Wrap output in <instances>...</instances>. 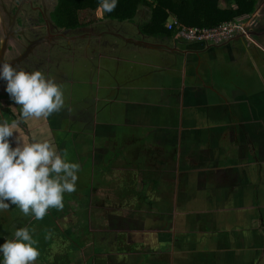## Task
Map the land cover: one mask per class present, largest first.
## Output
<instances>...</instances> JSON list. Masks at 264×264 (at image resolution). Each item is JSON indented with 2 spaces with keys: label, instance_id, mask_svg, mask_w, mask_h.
<instances>
[{
  "label": "flooded vegetation",
  "instance_id": "obj_1",
  "mask_svg": "<svg viewBox=\"0 0 264 264\" xmlns=\"http://www.w3.org/2000/svg\"><path fill=\"white\" fill-rule=\"evenodd\" d=\"M58 3L59 0H0V62L10 63L18 69L29 72L41 71L46 78L52 79L54 83L61 86L64 98V104L59 110L52 112L47 117L22 119L16 131L25 142L47 140L53 145L68 144L70 148L67 153L62 151L61 154H70L72 151L75 153L76 159L69 161L79 164V173L81 169L86 168L93 172V168L87 166L88 164L98 162L100 167L93 173L94 181L92 183L80 182L79 176L75 190L63 194V208H49L46 215L40 220L31 215H25L18 207L10 205L8 210L13 213V219L10 217L7 222L0 217V244L4 243L5 239L11 238V233L17 228L26 226L32 231L34 239L37 240L36 247L39 250V256L34 264H130V260L131 264H141L146 263L149 259L153 260V264H225V253L222 255L225 249L227 250L226 257H230V264H264V145L260 150H256L260 141L264 144V136L259 134V131L264 132V91L256 92L262 85L264 88V9L259 11L257 16H251L246 21L245 26L249 37L237 36L232 39L229 46H226L227 44L216 46L209 43H188L178 37L171 36L162 37L167 45L163 46L161 51L157 47L143 50L147 53L155 50L158 54L170 55L167 56V59L170 61L172 58V62H167L165 58L159 56L160 61L157 62L160 66H164L163 69H173L179 61L182 63V67L179 69H184L185 76L183 77L180 75L178 77L169 76L170 72L162 71L166 80L161 85L166 88L171 86L172 90H168V94L172 93L176 96L172 97L171 105L166 109L167 112L175 113L176 111L178 114L177 105L180 104L184 108L193 103V101L187 100L186 89L183 91L184 103L181 101L182 99L178 100L175 86L181 84L187 88L189 82L197 81V75L192 72V69H198L196 68V59L203 56H206V62L203 60L206 64L203 67L200 65L201 69L207 70V80L209 78V81L218 87L221 84L228 87L227 83H230L228 85L232 91L236 92L237 97L235 104L218 99L215 102H223L220 106H188L196 113L200 112L206 122L200 121L201 115L198 114L196 115L198 117H188L187 121H184L186 118L183 119L182 115L181 117L173 116V121L168 117L162 121H150L151 124L156 125L155 134H151L152 138L156 137L157 133L166 130L163 137H170L169 139L172 141L170 144H163V147H167L163 151V155L169 154L173 149L179 153L176 148L177 144L183 147V150L180 151V164L177 161V154L173 155L171 161L165 163L166 173L164 174L162 171L160 179H157L159 182H155V186L153 185L152 188L154 191H158L159 184L166 181L173 183L175 172L171 173L170 167L175 169L176 173L183 170L178 174L179 185L176 189L172 188L173 183L171 190L168 189V193L161 194L160 203L165 200L163 203L165 208L171 209L175 204L174 215L168 214L169 216L161 222L156 218L160 216L161 219L162 214L153 213L154 215L150 218L145 216L143 210L150 207V203H145L148 198L147 191L140 189V183L139 187H136L133 186L132 181L128 182L127 180L131 173L133 174V171L137 169H130L129 172L126 163L121 164L120 162L135 150V147L128 144L132 138L119 140L123 149L117 152L118 149L114 148L113 154L107 152L106 157L110 158L106 164L102 163L99 157L96 158L93 155L94 152H91L92 149L101 151L96 141L95 143L98 145L96 148L90 145L89 140H86L87 144H81L79 141L83 137L82 133L76 136V140L69 137L72 139L70 143L66 141L65 135L71 136L73 129L78 130V125L84 122L95 123L102 113L101 110L105 105H108L104 98H99L100 94L98 91L96 92L94 81L99 80V69H102L104 74V71L107 69L108 72L113 65L105 59L113 56V52H109V50H121L122 54L115 52V58L122 56L125 58L126 54L124 53L127 52L125 49L132 46L115 35H103L102 38L97 34H66L64 30L67 28L60 26L54 17ZM140 19L141 15L137 17L138 27L135 25L134 29L127 31L135 39L150 41L139 33V30L142 32L141 27L143 26ZM101 38L107 40L108 45L114 44L113 46L109 45L111 49H100ZM117 44L121 49L115 46ZM151 46L155 45L151 44ZM102 55L106 57L101 58ZM191 55L193 57H190ZM222 63H227L229 67L221 69L217 66ZM232 65L234 68L227 71L232 68ZM122 68L123 63L119 62L117 69ZM107 72L103 75V79L107 81L104 84L112 85L117 81L123 82L128 79L127 76L120 79L116 73L109 74ZM226 74L232 75V80H228L229 82L225 78ZM108 75L112 76L111 80L114 82H108L109 78L106 77ZM135 83L134 81L132 84ZM251 88H254L255 91L252 92ZM4 89L5 82L0 81V119L9 121L20 119V106L10 100ZM73 89L75 94L71 95L70 91ZM93 89L96 94L92 92ZM152 93L155 96L153 90ZM202 102L203 100L200 101V103ZM113 103H109L111 107ZM214 107L217 108L216 113L228 110L227 119L229 122L243 121L240 127H235V130L240 129L241 132L236 130V136L228 144L223 140V138L228 139L224 137L225 130L221 127L210 126L212 120L220 119L223 115L213 116V119L209 120L207 113H204L206 110L211 112ZM108 111L113 112L112 109ZM162 111L166 112L164 109ZM135 117H137L136 121L143 122L138 119H143L142 113L136 114ZM180 119L183 122V128L189 124L193 126L191 128L194 126L196 128L191 129L189 133L188 131L180 132L179 138L184 140H179L175 134ZM68 121H72L77 126L71 124L69 127ZM60 123L62 124L60 125ZM37 125L39 126L37 127ZM34 127H36L35 129L48 130L47 136L41 133L35 135L32 129ZM228 128H234V126L227 125ZM97 130L102 131L100 126L97 127ZM211 131L214 133L212 135H217L216 141L220 142V145L214 141V138L213 146L203 148L201 154H197L194 150V156L191 155L194 160L192 159V163H189L186 159V156L190 155L189 149L193 146L195 148V142L200 136L206 138ZM18 133H14L13 137ZM98 136L97 133L96 138ZM13 137L9 139L12 146H15ZM147 137L143 136L137 140L134 138L133 141L135 144L149 145L150 136ZM57 138H60L61 141ZM110 140L112 142L108 141L109 143H114L112 137ZM251 143H254V151L250 149ZM145 144L144 150L148 149ZM230 145L242 153V156H245L246 164H250L249 162L252 165L255 164V192H259V201L253 195L251 185L246 184L250 179L249 176L253 173V167L247 166L252 171L248 173L249 170H246V174L244 170H239L235 164L238 163L241 156L237 154L238 152L233 153ZM151 147L159 149L157 144ZM107 149L109 150V148ZM214 153L219 157V160L209 159ZM82 155L85 162L82 160ZM199 159L201 163L198 162ZM118 164L128 168L127 172L121 176L116 173V169L119 168ZM81 166L85 168H80ZM245 175L247 179H243ZM116 176L119 177V189H116L114 185L112 187V183L117 181ZM157 185H159L158 189L155 188ZM214 186L223 188L217 190V193L214 194L215 197L212 198L211 187ZM110 190L112 193L115 191L118 197L111 199ZM128 197L129 200H125ZM116 198H118V202L115 201ZM172 198H174V202H170ZM127 203L132 204L131 207H133L128 218L125 214L128 212L125 209ZM241 204L248 208L246 212L238 213L237 218L225 219L226 221L223 220L224 217L221 218L222 209L238 208ZM152 205L154 206V203ZM215 205L216 211L211 212L210 206L214 207ZM128 207L131 208L129 205ZM198 208L206 210L205 216L199 218ZM1 213L4 211L0 210V216ZM254 218L255 220H253ZM251 219L255 221L253 223L255 224V233L249 226ZM31 225H33L32 228H35L32 229ZM117 227L118 230L115 232ZM159 227L164 231H157ZM254 238L255 250L251 244ZM53 243L56 249L51 250L50 247ZM238 246H240L239 249L236 248ZM222 249L224 251H221ZM123 256L125 258H122Z\"/></svg>",
  "mask_w": 264,
  "mask_h": 264
},
{
  "label": "rangeland",
  "instance_id": "obj_2",
  "mask_svg": "<svg viewBox=\"0 0 264 264\" xmlns=\"http://www.w3.org/2000/svg\"><path fill=\"white\" fill-rule=\"evenodd\" d=\"M149 1H154V0H149ZM257 8H258L257 11H262L264 9V0H259V4H258ZM138 10H139V14L141 15V19H140L141 20V25H144L149 20L150 9L147 8V7L142 6ZM172 16L173 15H169V17L167 18V21L170 20L172 18ZM251 16L252 15H244V16H240V17L244 18V20L246 22ZM97 17H100V12L99 11H97ZM134 19H135V22L137 24V17H135ZM133 23L134 22H127V23H125V26L128 27L129 29H134L133 26H135L136 24H133ZM99 29L101 31L105 30V28H102V27L99 28ZM141 30H142V27H141ZM142 32H143V34L145 33L144 31H142ZM145 35H146V33H145ZM173 36H174V34H173ZM102 38L100 39V41L97 40V41L100 42V49H103V50H105V48H110L111 49L110 46H113L114 44L111 43V44H109L110 45L109 46L108 45V41L104 40ZM255 43L257 44V42H255ZM130 45L132 46V44H130ZM115 46L117 48L121 49V47L118 44L115 45ZM129 49H133V48L132 47L126 48L125 49V51H127L126 52V57L125 58H121V60H118V59L115 58V52L122 54L121 50H116V51L109 50V52H113V56L112 57H107V58L104 57V58L106 59V61H109L108 63H112L113 64L112 67L109 66L110 67V72L113 73V72L118 71L117 70V66H118L119 62H122L123 63V68L122 69H132L131 71L128 70L127 72L123 71L124 74L127 75V77H128L129 74H132V72L138 71V70H140V71L142 70L141 74L140 73L138 74V72H137V74H135L133 76L132 75L129 76L128 79H126L123 82H120V81L118 82L117 81V83H119V84H126V85L130 84V85H128L129 89L124 88L123 90L120 91L119 98L116 100V102L113 103L114 106L112 105V107H111V105L109 103H112L111 100H113V98L115 97V95H114L115 91L111 90L112 86H111L110 89L102 87V85L97 82L98 79H96V81H94V83H95L96 92L98 91L99 94H100L99 98L100 99H103V98L108 99V97H113L109 101H106V103L108 102V105H105L103 110H101L102 113H101L100 117H98L99 122L107 123V125L106 126H100V128L102 127V132H99L97 130L98 125L96 123H91V122L86 123V122H84L83 124L78 125V127H77L78 130H75V129L72 130L70 138L76 140V136H79V133H82L83 137L79 141L81 144H87L86 140H89V143H90V145L93 148H96L99 145V150H101V151H98L97 149H94V151H93V149H92L91 152H94L93 155L96 158L99 157V159H101V162L104 163V164H106L108 159L110 158L109 156L106 157L107 152L113 154L114 148L118 149L117 152H119L120 150L123 149V148H121L119 140L123 141V138H128V137L132 138V141H130L128 144L131 147H135V150L131 151L130 154L128 156H126L124 158V160H120V162H121V164H125L126 163V165L129 168V172H130V169H137L136 171L135 170L133 171V174L131 173L130 177H128L127 180H128V182L132 181L135 184V185L133 184V186H136V187H139V183H140V189L142 191L144 189L147 191L146 193L148 194V198L145 201V203L146 202L150 203V205H149L150 207H148V209L143 210V212H145V216L150 218V217H152L154 215L153 213L158 214V215L162 214V218L161 219H160V216H158L156 218L157 220H160L162 222L164 219H166L169 216L168 214L172 213V215H174V213H175V211H174L175 210V204H173V208H171V209L170 208H168V209L165 208V204H163V203H165V200H163L164 201L163 203H160L161 202L160 201L161 200L160 197L162 196L161 194H165L164 192L168 193V189L171 190V186H173V183H174V186L172 188L174 190L176 189L177 185H179L178 174H179V172H183V170L181 169V170H179V172L176 173L175 169L173 170L172 167H170L169 171L171 173L175 172L173 183L170 180L171 183L166 181V182H163L162 184H159L160 188L158 187L159 185H157L155 188L158 187L159 188L158 191H154L152 188H153V185L155 186V182L156 183L159 182L157 179H160L159 176L162 174V171H164L163 172L164 174L166 173V169H164L165 168V163L167 161L170 162L173 155L177 154L176 155L177 161L180 164V160H179L180 157H181V152L180 151L183 150V147H180V145L177 144L176 148L179 151V153H177L175 151V149H173L172 151L169 152V154L163 155V151L167 148V147H163L164 146L163 144L172 143L171 139H169L170 137H167V136L163 137L164 134H166V130H164L163 132L157 133V136L152 138V140L149 139V141H148L149 145H147L145 143H143L142 145L141 144H135L133 139L135 138L137 140V138H141L143 136L147 137L148 134H153V133L155 134L154 130L156 128V125L151 124L150 121L148 122L146 117H148L149 119H152V115L151 114L153 112H161L162 111L161 108H155V107H152L150 105L146 106L145 103H140V102H143V101L145 102L144 95L148 96V94L149 95L152 94V90L149 89V86H151V84H150L151 82L150 81L152 79L150 78L149 81L143 82L144 78L142 77V75L146 74L148 72V70L153 71V70H156V69H163L164 68V66H160V64L152 63L150 61L151 59H153V61H160L159 56L165 58V60L167 62H170V61L172 62L173 59L171 58V60L169 61L167 59V56H170V55H168L166 53H164L166 56L163 55V53L158 54V52H156L155 50L151 51V53H153V54L147 53V52L143 51L144 48L142 50H141V48H138L137 50L139 52L138 51L137 52L133 51L131 54H129V52H128ZM179 58H181V57H179ZM217 66L221 67V69H223V68L225 69L226 67H229V65L227 63L218 64ZM181 67H182V63H181V61H179L178 65H175L173 67V69H179ZM231 67L232 68L228 69L227 71H230L231 69H233L234 65H232ZM112 69H116V70L111 71ZM169 69H171V68H169ZM123 72H121V75H122ZM104 74L101 72L100 73V79H99V82L102 81L103 84L107 82L105 79H103V77H104L103 75ZM124 74H123V76H124ZM168 75L169 76L171 75V76H174V77H178L179 73L176 72V71H172ZM106 77L109 78L108 82L111 81V79H112L111 75H108ZM225 78H226L227 81L228 80H232V75L226 74ZM229 78H231V79H229ZM122 79H123V77H122ZM134 81L136 83L132 84ZM228 84L230 85V83H227V86L229 88H231ZM261 84H258V85H261ZM138 85L146 86L147 89L141 88V87L136 88V86L138 87ZM92 92L96 94L94 89L92 90ZM165 92L168 93L167 90H165ZM70 93H72L71 95L75 94V90L73 89L72 91H70ZM112 95H114V96H112ZM101 106H103V105L101 104ZM130 106H135V107H131L130 108ZM111 109H112L113 112H109L108 111V110H111ZM138 113H142V114L144 113L145 115H147L145 117L144 114H143V119H142L143 122L136 121L137 117H135V115L138 114ZM167 115H168L167 116L168 119H172V117L176 115V111H175V113H173V115H172V112L168 111ZM102 116H104V117H102ZM128 120H129V122H128ZM61 124L62 123H60V125ZM71 124L73 126H77V124L73 123L72 121L71 122L68 121V126L69 127H70ZM38 126L39 125H37V127ZM177 126H179V127L177 128V133H175V134L177 135V138L179 140H184L181 137L179 138V136L181 135L180 127H182V120L181 119L178 122ZM35 128L36 127L32 128L33 132L35 133V135H38V134L41 133V134L47 136L48 130L35 129ZM88 129L91 130V131H89ZM94 129H96L97 132H96V130L94 131ZM111 131H112V133L114 135L116 134V137H117L116 140H115L116 142L112 143V144L109 143L108 141L103 140L101 138V136H103V134H107L108 135V137L103 136V138H111L110 137V136H112L111 135ZM97 133H98L99 136L100 135L101 136L99 137V139L97 137L96 140H95V136L97 135ZM212 134H214V133L211 131L208 134V137H206V138H202L200 136L198 138L197 142H195L196 143L195 148L193 146V147H191L189 149L190 155L186 156L187 157L186 159H187V161H189V163H192V159L194 160V157H191V155L194 156V150H196L197 154L198 153L201 154V150L203 148H210V147L213 146L212 144H214L213 142L216 141L217 135L214 136ZM259 134L263 135V132L259 131ZM151 137H153V135H151ZM214 138H215V140L213 141ZM72 139H69L68 142L70 143V141ZM57 140L61 141L60 138H57ZM97 140H99V142H97ZM223 140L225 141L226 144L231 142V138L230 137L227 140H225V138H223ZM95 141L97 142L98 145L95 143ZM168 141H170V142H168ZM216 143L219 144L220 142L216 141ZM144 144H145V147H147L148 149L144 150V147H143ZM154 144H157L159 149H155V148L151 147ZM124 145H125V143H124ZM55 146H56L57 151L61 152V153H62V150H69V148H70L68 146V144H66L65 146L55 144ZM231 147H232L231 151L233 153H236L237 151H236L235 147H233V146H231ZM107 148H109V150ZM250 149H251V151H254L252 147ZM146 151H153V152L148 153ZM197 154H195V155L197 156ZM67 155H68V160L76 159L75 153H73V151H72V153L67 154ZM122 157H124V156H122ZM84 159L85 158L83 156L82 160L85 162ZM209 159H212L213 161H216V160H219V157H217L215 155V153H214ZM77 160H78V158H77ZM226 160H227V158H226ZM226 160H223V161H226ZM198 162L201 163L200 159L198 160ZM245 162L240 163L238 161V163L235 164V166H237L239 168V170L244 169V173L246 174V170L245 169H248V167L245 165ZM249 163L250 164H247V165H252L251 162H249ZM87 166H91L93 168V172L89 168L81 169L80 173H79L80 169L77 171V177L80 176L79 181L83 182V183H86V184L87 183H92L94 181L93 173H95L97 168L100 167V164L98 162H95V164H88ZM117 166H119V168L116 169V173L119 176L123 175V173H126L127 170H128V168H126L124 166H121L120 164H118ZM80 168H82V166ZM83 168H85V167H83ZM248 170H249L248 173L250 171H252V169H248ZM115 179L117 181H115V183L114 182L112 183V187L114 185V187H116V189L117 188L119 189L120 188L119 181H118L119 177L116 176ZM154 179H156V180H154ZM243 179H247L246 175L243 176ZM77 180H78V178H77ZM222 188H223L222 186L211 187V189L214 190L213 192L215 194L217 193V190H221ZM110 194H111V199H113L112 197H118V195H117V193L115 191H114V193H112L111 190H110ZM131 194H134V193H131ZM125 200H129V197L125 198ZM170 200H171L170 202H174L175 201L174 198H172ZM115 201L118 202V198H116ZM124 203L126 204V202H124ZM130 203H132V202H130ZM153 203H154V206L152 205ZM127 204L130 207L132 205V204H129V203H127ZM128 205L126 207L124 206L125 209L128 210V212L125 213V214H127V218L129 217V213L133 209V207L129 208ZM12 206L14 207V205H12ZM157 207H160V208H157ZM209 210L211 212L212 211H216V205L214 207L210 206ZM1 211H4V213H1V216H0L3 221L6 220L8 222V218H10V217L13 219L14 215H13L12 212H9L8 209L1 210ZM205 211L206 210H204V209L200 210V208H198V216H199V218L203 217L204 213H206ZM26 219H27V217H26ZM34 225L36 227V224H34ZM32 227H33V225H31V228ZM34 228H32V229H34ZM117 230H118V227L115 230V232ZM158 230L161 231L162 230L161 227H159L157 229V231ZM162 231H164V230H162ZM50 249L51 250L56 249L54 243L52 244ZM122 258H125V256H123ZM129 263L131 264L132 261L130 260ZM153 263H154L153 260L149 259L146 263H141V264H153Z\"/></svg>",
  "mask_w": 264,
  "mask_h": 264
},
{
  "label": "clouds",
  "instance_id": "obj_3",
  "mask_svg": "<svg viewBox=\"0 0 264 264\" xmlns=\"http://www.w3.org/2000/svg\"><path fill=\"white\" fill-rule=\"evenodd\" d=\"M116 4L117 0H100L98 7L112 12ZM0 81L10 100L20 106V119H0V210L15 205L40 220L49 208H63V194L76 188L79 164L47 140L23 141L16 130L22 119L59 110L64 104L61 86L39 70L29 72L6 62H0ZM14 133L18 135L13 137ZM36 245L28 227L17 228L0 244V264H34L39 256Z\"/></svg>",
  "mask_w": 264,
  "mask_h": 264
},
{
  "label": "crops",
  "instance_id": "obj_4",
  "mask_svg": "<svg viewBox=\"0 0 264 264\" xmlns=\"http://www.w3.org/2000/svg\"><path fill=\"white\" fill-rule=\"evenodd\" d=\"M138 16H140V14H138L136 17H138ZM127 30H129V28L127 27L126 28ZM99 37H102V36H99ZM174 37H176V36H174ZM132 47H133V49H129V54H131L133 51H138L137 49V47H135L134 45H132ZM136 49V50H135ZM139 52V51H138ZM125 54H126V52H125ZM103 57L102 58H104V55H102ZM106 57V56H105ZM190 57H193V55H191ZM202 57V56H201ZM205 57L206 56H203L202 58H198V59H196L197 61H196V68H198V69H192V72L195 74V75H197V77H196V79H197V81L196 82H189L190 84L189 85H187V88H184V86L183 85H181V84H179V85H177V86H175V92H177L178 93V95H177V99L178 100H181L182 98H183V91H184V89H186L187 90V94H188V97H187V100H191V101H193V103H191V104H184L185 106H196V105H202V106H216V105H218V106H220V105H222L223 104V102H215V100H225V101H227V103H229V104H232V102H233V104H235V102H236V92L235 91H232V89L231 88H229V87H226L225 86V84L223 85V84H221V86H216V85H214V84H212L210 81H209V78H208V80H207V77H206V74H207V70L206 69H201V65H202V67L204 66V64H206L205 62H206V59H205ZM121 58H123V57H117V59L118 60H121ZM205 62H204V61ZM152 63H155V64H159L157 61H151ZM201 64V65H200ZM208 64V63H207ZM113 70H116V69H112L111 71H113ZM118 71H116V72H113V73H116L117 74V76H120L119 78H121L122 79V77H124V76H127L126 74H124V72L123 71H125V72H127L128 70L129 71H131L132 69H117ZM157 70V69H156ZM156 70H154L155 72H152L151 70H148V72L146 73V74H144V75H142V77L144 78V80H143V82H145V81H149L150 80V78L152 79L150 82V84H151V86H149V89L150 90H153V92H155V96L153 95L154 93H152L151 95H149L148 94V96L147 95H144V99H145V102L143 101V102H140V103H145L146 104V106L147 105H150V106H153V107H156V108H161V109H164L166 112L165 113H163V111H161V112H153L151 115H152V119H147V121H155V120H158V121H162V120H166V117H167V108L171 105V102H172V97H176V96H174V94H172V93H170V94H168L167 92H165V90H172V88H171V86H169V87H163L162 85H161V83L163 82V81H165L166 79H164V73L162 72L163 70L165 71V72H172V71H176V72H179V75L181 76V77H183V76H185V71H184V69H158L159 71H156ZM104 71V70H103ZM107 71V69L104 71V73ZM110 71V70H109ZM109 71H108V73H109ZM142 71V70H141ZM141 71L140 70H138V71H134V72H132V74H129L128 75V77L129 76H133V75H135V74H137V72H138V74L140 73L141 74ZM102 72V69H99V73H101ZM121 72H123L122 73V75H121ZM103 73V72H102ZM111 73V72H110ZM109 73V74H110ZM123 74H124V76H123ZM155 76H154V75ZM208 75V74H207ZM206 77V78H205ZM99 79H100V77H99ZM97 82L98 83H100L101 85H102V87H104V88H108V89H110L111 88V86H112V88H111V90H114L115 91V97L113 98V97H108V99H105L106 101H109L111 98H113V100H111V102L113 103V102H116V100L119 98V95H120V91L121 90H123L124 88H126V89H129V86L128 85H125V84H119V83H112V85H108V84H103L102 83V81L101 82H99V80H97ZM111 82H114V81H112L111 80ZM116 85V86H115ZM226 88H225V87ZM139 87H141V88H145V89H147V87L146 86H140V85H138V87L136 86V88H139ZM254 88H251L250 90L252 91V92H254L255 90H253ZM264 91V88H263V86H261V88L260 89H258V90H256V92L257 93H259V92H261V91ZM114 95H112V96H114ZM166 99H168L169 101H167ZM104 100V101H105ZM201 100H203V102L202 103H200V101ZM183 103H184V100L182 99L181 100ZM182 104V103H181ZM142 105V104H141ZM188 106L187 107H184V108H182V106H180V104L179 105H177L176 107H178L179 108V113L178 114H176L178 117H181V115L184 117L183 119H185L184 121H187L188 120V117H190V116H195V117H198V116H196L197 114L200 116L201 114H200V112L199 113H196L194 110H192V109H189L188 108ZM131 107H135V106H130V108ZM216 110H217V108L216 107H214V109L211 111V112H209V110H206V111H204V113H207V119H209V120H211V119H213V116H220V115H223V117L221 116V118L219 119V118H217L216 120H212L211 121V125L210 126H217V127H221L222 129H224L225 131L223 132V133H225V136L224 137H226V138H234V136H236V133H235V131L237 130L239 133L241 132L240 131V129L238 130V129H236L235 130V127H240V125H242L241 123H243V121H241V120H237V122L236 123H234V121H228V119H227V117H228V110H222V112H218V113H216ZM144 114V113H143ZM172 115H173V113H172ZM144 116L146 117L147 115H145L144 114ZM155 117H157V119H155ZM138 119H140V118H138ZM140 120H142V119H140ZM139 120V121H140ZM189 120H190V118H189ZM199 120L200 121H203V122H206V120L204 119V117L201 115L200 116V118H199ZM172 121H173V119H172ZM98 126H106L107 125V123H102V122H99V120H97L96 122H95ZM245 123V122H244ZM235 124V125H234ZM227 125H233L234 126V128H228L227 129ZM182 126H183V122H182ZM198 126V125H197ZM196 126V127H197ZM191 127H193L192 125H188L186 128H183V127H180V132L182 133V131H184V132H186V131H188V133H189V131L191 130V129H196L195 128V126H194V128H191ZM220 128V129H221ZM101 129H102V127H101ZM102 132V131H101ZM101 134V133H100ZM111 135L112 136H110V137H112L113 138V141H114V143H115V140H116V136L113 134V133H111ZM243 135V134H242ZM260 135H262V134H260ZM97 136V135H96ZM96 136H95V139H96ZM101 136V135H100ZM100 136H98V139H99V137ZM103 136H105V137H108V135L107 134H103ZM103 136H101V138L103 139V140H105V141H111L110 140V138H103ZM148 137L147 138H149V136H150V139H152V137H151V134H148L147 135ZM262 136H264V132H263V135ZM65 137L67 138V143H68V140L70 139L69 137V135L67 134V135H65ZM144 137H146V136H144ZM254 141H255V138L253 139ZM149 141V140H148ZM97 142H99V140H97ZM58 144V143H57ZM66 144H64V145H62V146H65ZM264 144H262L261 143V141H260V143L258 144V146H256L257 148H256V150H260V148H262L261 146H263ZM252 148H253V150H254V148H255V146H254V143H251V145H250ZM62 151H65L66 153H67V150H62ZM237 151V150H236ZM238 152V151H237ZM238 155L240 154V156H241V158L240 159H238V161L240 162V163H243V162H245V161H247V159L245 158V156H242L241 154L242 153H237ZM236 154V155H237ZM227 157H229V156H227ZM247 162H245V165L246 166H251V168L253 167V173H252V175L251 176H249V180L246 182V184L247 185H251V188H252V193H253V195H254V197H256V200H258L259 201V192H255V164L254 165H247L246 164ZM83 167V166H82ZM245 168V167H244ZM242 170H244V169H242ZM245 170H248V169H245ZM263 185V184H262ZM237 187V186H236ZM236 187H235V189H236ZM214 191V190H213ZM215 193L213 192V195H211L212 196V198H214L215 197V195H214ZM254 202H255V199H254ZM257 202V201H256ZM258 204V203H257ZM247 207L246 206H244L243 204H241V206H239L238 208H224V209H222V211H221V214H222V216H221V218H223L224 217V219L223 220H225V219H230V218H237V216H238V213H244V212H246L247 211ZM249 211V210H248ZM255 213V212H254ZM225 215H227V216H225ZM260 218V217H259ZM253 220H255V218L253 219ZM252 219L250 220V223H249V226L250 227H252L251 228V230L253 231V233H255V224H253V223H255V221H253ZM226 221V220H225ZM246 241V240H245ZM244 241V242H245ZM244 244H246V243H244ZM243 244V245H244ZM251 244L253 245V249L255 250V238H254V240H253V242H251ZM237 249H239L240 248V246H238V247H236ZM243 248V247H242ZM241 248V249H242ZM213 251H217V250H213ZM221 251H224L223 249L221 250ZM224 253H225V258H224V256H223V258H224V262H225V264H230L231 263V261H229L230 260V257H226V253H227V250L225 249V252H223V254L222 255H224ZM199 260H201V259H199Z\"/></svg>",
  "mask_w": 264,
  "mask_h": 264
},
{
  "label": "trees",
  "instance_id": "obj_5",
  "mask_svg": "<svg viewBox=\"0 0 264 264\" xmlns=\"http://www.w3.org/2000/svg\"><path fill=\"white\" fill-rule=\"evenodd\" d=\"M100 0H59L55 20L60 26L75 29L100 20L132 21L142 6L150 9L142 31L151 36L171 37L165 27L169 15L192 27L213 28L255 12L257 0H117L112 12L98 7ZM97 11L100 17H97ZM144 29V30H143Z\"/></svg>",
  "mask_w": 264,
  "mask_h": 264
},
{
  "label": "built area",
  "instance_id": "obj_6",
  "mask_svg": "<svg viewBox=\"0 0 264 264\" xmlns=\"http://www.w3.org/2000/svg\"><path fill=\"white\" fill-rule=\"evenodd\" d=\"M244 18L238 17L232 21L223 22L213 28L187 26L181 23L174 15L165 22V27L172 31L174 36L188 43H209L219 45L232 40L237 36L249 37Z\"/></svg>",
  "mask_w": 264,
  "mask_h": 264
},
{
  "label": "water",
  "instance_id": "obj_7",
  "mask_svg": "<svg viewBox=\"0 0 264 264\" xmlns=\"http://www.w3.org/2000/svg\"><path fill=\"white\" fill-rule=\"evenodd\" d=\"M258 4H259V0H257L256 6H255V12L251 14L252 16H257V13L259 12V11H257ZM138 14H139V10H138L137 15ZM127 22H134L133 24H136L135 19H133L132 21L126 20L123 22H119L117 20H100V21H97L95 23H91L89 25L78 27L75 29H65L64 32L68 35L80 34V33L87 34V35H96L97 34V36H103L105 34L106 35H115V36H118L120 39L125 40V42H127L128 44H132L137 48H144V49H151L153 47H157V49H159L161 51L162 47L163 46L165 47L167 45V42L165 40H163V38L157 37V36L145 35L140 30H139V33L143 37L149 39L150 41L135 39L133 36H131L129 34V32L126 29L127 27L125 26V23H127ZM101 27L105 28V30L101 31L99 29ZM137 27H138V25H137ZM231 41L232 40L226 41V42L222 43L221 45L227 44L226 46H229L231 44ZM151 44H153L155 46H151ZM216 46H219V45H216Z\"/></svg>",
  "mask_w": 264,
  "mask_h": 264
}]
</instances>
